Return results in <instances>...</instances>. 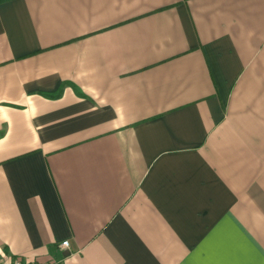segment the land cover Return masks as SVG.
I'll return each instance as SVG.
<instances>
[{"label":"crops","instance_id":"0c3cea01","mask_svg":"<svg viewBox=\"0 0 264 264\" xmlns=\"http://www.w3.org/2000/svg\"><path fill=\"white\" fill-rule=\"evenodd\" d=\"M2 256L264 264V0L0 1Z\"/></svg>","mask_w":264,"mask_h":264},{"label":"built area","instance_id":"2783aa9c","mask_svg":"<svg viewBox=\"0 0 264 264\" xmlns=\"http://www.w3.org/2000/svg\"><path fill=\"white\" fill-rule=\"evenodd\" d=\"M68 241L64 240L61 242L62 246H67ZM54 261H48L45 263H35V264H54ZM0 264H23V261L20 257H8L6 258L5 256H2L0 258Z\"/></svg>","mask_w":264,"mask_h":264},{"label":"trees","instance_id":"16d2710c","mask_svg":"<svg viewBox=\"0 0 264 264\" xmlns=\"http://www.w3.org/2000/svg\"><path fill=\"white\" fill-rule=\"evenodd\" d=\"M0 1H2V0H0ZM74 89H75V91H77L78 93H80V91L78 90V88L76 87V86H72ZM54 264H57V263H54Z\"/></svg>","mask_w":264,"mask_h":264}]
</instances>
